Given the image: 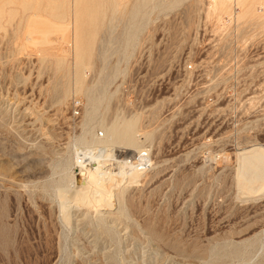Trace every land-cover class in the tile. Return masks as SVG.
Returning <instances> with one entry per match:
<instances>
[{
    "label": "rangeland",
    "instance_id": "obj_1",
    "mask_svg": "<svg viewBox=\"0 0 264 264\" xmlns=\"http://www.w3.org/2000/svg\"><path fill=\"white\" fill-rule=\"evenodd\" d=\"M208 1L0 0V264H264V0ZM45 21L67 29L33 44ZM133 119L114 154L153 164L122 203L61 204Z\"/></svg>",
    "mask_w": 264,
    "mask_h": 264
},
{
    "label": "bare ground",
    "instance_id": "obj_2",
    "mask_svg": "<svg viewBox=\"0 0 264 264\" xmlns=\"http://www.w3.org/2000/svg\"><path fill=\"white\" fill-rule=\"evenodd\" d=\"M233 1H234V3H237L236 0H233ZM208 2L211 3V4H209L211 7L209 6L210 8H208V9L214 8L217 4L216 0H209ZM226 2H228V0ZM233 5L235 6L236 4H233ZM237 9L239 10V7L232 9L233 13H230V14H233L232 16L236 17V15L238 14V12L236 11ZM263 9L264 8H262L261 10H263ZM230 10L231 9H229V12H230ZM228 17H229V14H228ZM219 19H221V18L219 17ZM229 19H231V17H229ZM42 24L40 25L41 28L40 27H36V28L34 27V31L32 29H31L32 31H30V35H32V36H30L29 41H31L33 44L34 43H37V44L38 43H40V44L47 43V41H46L47 36L52 34L54 31L59 30V31H62L64 34V31L67 29V28L64 29L62 27L56 26V25L51 24L49 22L46 23V21L43 25ZM38 30L41 33V35L43 36V39H38V37L37 38L33 37V36H36L35 34L38 32L35 33V31H38ZM241 34H242V32L239 35H241ZM235 36H236V34H235ZM241 38H244V37L241 35ZM241 38L239 36V38H237V39H241ZM245 42H247V40ZM56 66L58 67V69H63L62 68L63 67L62 61L57 60ZM63 78H64V76L62 75L61 77H59L57 79V81L55 80L56 83H55V86L53 87L54 90L60 89L61 87H63V88L65 87ZM65 92L66 91L64 90L61 98L63 96H65V94H66ZM55 95H56V92H55ZM134 119H133V122L132 121L131 122H124V120H125L124 119L123 121L117 123L116 125H112L111 127H109L107 130L108 138H107V141L105 142L106 144L101 143L99 145L96 144V145H93L90 147H84V148L82 147L81 148L82 153H81L80 158L78 159L79 164H78V162H76V167L74 166L76 169V173H77L76 175L80 178V180H78L76 175L73 176V178L71 180V184H70L71 185V187H70V189H71L70 194L71 195L68 196L69 200L66 201L65 203L62 202L61 204H68L69 207H79V208H81V207H83V208L95 207L96 210H100L102 208L101 210L107 211V210H112V209H110L111 207L114 208V202L115 201H117L118 204L122 203V202L120 203V199H122V195H121L122 189L133 184V182H136L138 180V178L141 176V174L146 172V171L140 172V171H133V170L132 171H130V170L126 171L124 169V166L122 165V162L128 158H131V159L137 158L138 156H140L141 152H143V151H146V153L149 155V150L147 148H145L144 146L139 148V150L135 151L134 155L129 154L127 156L125 154L126 151H132V149L138 148V143L136 142V140L131 135V130L133 129V125H134ZM141 133H143V132H141ZM115 144L120 145L121 147H125L126 151L124 149H121L118 151L119 154H117V156H116L114 154V150L111 146V145H115ZM119 149H120V147H119ZM256 149L257 148H255V151H256ZM260 150L262 151L263 149H260ZM249 152H252V151H249ZM256 152H258V151H256ZM263 153H264V150L262 151V154ZM115 158H117V160ZM242 159H243L242 161H244V165H243V168L245 169V170L243 169L244 172L246 171L247 174L251 173L250 175L251 176L253 175L252 179H254L256 181H257V179H260L263 181L264 180V154L261 155L260 153H255L254 155L252 154L251 156L249 155L248 157L244 156ZM108 161H111V162H108ZM152 164H153V162H151V160H150V167L152 166ZM109 166L111 167L110 169H109ZM150 167H149V169H150ZM243 174H245V173H243ZM237 175L239 177V173ZM251 176L249 178H251ZM241 177H243V176H241ZM239 179H241V178H239ZM77 180H78V182H77ZM254 180H252V181L254 182ZM248 182H251V181L249 180ZM257 182H260V181H257ZM237 183H238V181H237ZM251 184H252V182H251ZM254 185L256 186V184H254ZM240 187L241 186H239V188ZM246 187L247 186H245V190H246ZM242 190H241V192H242ZM249 190H247V192ZM261 191H260L261 193L264 192V186L261 187ZM67 192H69V191H67ZM252 192H254V191H252ZM248 193H250L249 195H252L255 192L254 193L248 192ZM100 204L103 205L104 207H101V206L97 207Z\"/></svg>",
    "mask_w": 264,
    "mask_h": 264
},
{
    "label": "built area",
    "instance_id": "obj_3",
    "mask_svg": "<svg viewBox=\"0 0 264 264\" xmlns=\"http://www.w3.org/2000/svg\"><path fill=\"white\" fill-rule=\"evenodd\" d=\"M228 1H233V0H228ZM230 20L229 18H227ZM101 135V134H100ZM122 165L124 166V169L130 170V171H147L149 170L150 167V156L146 153V151L141 152L140 156H138L135 159H125L122 162Z\"/></svg>",
    "mask_w": 264,
    "mask_h": 264
}]
</instances>
